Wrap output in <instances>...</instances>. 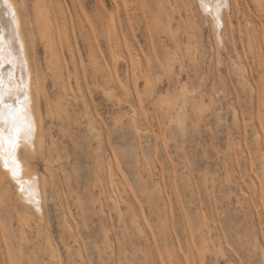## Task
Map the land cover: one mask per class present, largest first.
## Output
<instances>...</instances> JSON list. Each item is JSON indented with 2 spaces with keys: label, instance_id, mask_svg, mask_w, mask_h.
<instances>
[{
  "label": "rangeland",
  "instance_id": "rangeland-1",
  "mask_svg": "<svg viewBox=\"0 0 264 264\" xmlns=\"http://www.w3.org/2000/svg\"><path fill=\"white\" fill-rule=\"evenodd\" d=\"M14 2L44 196L0 166V264H264V0Z\"/></svg>",
  "mask_w": 264,
  "mask_h": 264
},
{
  "label": "bare ground",
  "instance_id": "bare-ground-1",
  "mask_svg": "<svg viewBox=\"0 0 264 264\" xmlns=\"http://www.w3.org/2000/svg\"><path fill=\"white\" fill-rule=\"evenodd\" d=\"M198 1L200 2V5H201V0H198ZM257 1H260V0H256V2ZM208 2L211 3L213 7H215V4L217 2H219L221 4V7H220L218 13H208V12H206V13L212 15L211 16L212 18L214 17V15H218V19H214V18L213 19L216 21V25L218 27H219L220 24L223 25L221 18H222L223 12L230 9L229 0H208ZM9 3L12 5L13 10L15 12V23L11 24V25H8L5 35L6 36L15 35L17 37L16 48H17V52H18V59H17L15 65L12 66V67H9V65L7 63H5L4 68L0 69V71H3V73H4L5 77H6V79H5V87L6 88L9 85L8 73L10 71L11 72V82H12L13 86L17 85L22 80L23 84H22L21 87L23 88V91L27 95V106H28L29 116H30V118L32 120V123H33V132H32L31 138L28 141H23L22 140L20 142L19 147L17 149L16 155H17V159H18V161H19V163L21 165V178L24 181L28 182V184H26L25 187L27 189L28 185L30 184L32 186V188L34 189V194L29 195V194H27V192L22 193L20 191L19 185L17 183H16L17 184L16 186L18 187V189L20 191L19 194H21V197L24 200V202L29 203L30 205H32V208L35 207L36 210L39 213H42L43 212L42 201H43V196H44L43 195L44 193L42 194V190H43V187H44L43 183L40 181V179H39L40 177H38L37 173H35L34 170H32L29 167V165H27L26 161L22 160V158H21V150H22V148L26 149L27 151H31L32 153L37 151V150H35V148H36L35 145L38 144V142H36V141H37V139H39L38 138V136H39L38 135V123H37V119L38 118L36 119V117H38V116L35 115V113H34V105H35L34 102H35L36 99L38 100V98H37L38 97V93H39V91H38V82H37L38 79H36L34 77L35 73H33V70H32V67H31V61H30V55H29V45H28V41H27V39H26V37H25V35L23 33V28H22V22L23 21H22L21 12L19 11V9H18L16 3L14 2V0H9ZM201 11H204V9L201 10ZM203 14L205 15V13H203ZM208 14H206V16H209ZM211 17H209V18H211ZM225 17H226V14H225ZM225 17H223V18H225ZM224 23H226V22H224ZM0 24H8V21L6 19L0 18ZM220 28H219V30H220ZM219 30H217L218 33H219ZM222 40H221V43H222ZM251 44H252V42H251ZM21 46H22V51H20ZM252 46H253V44H252ZM187 89L189 90V88H186V87L181 89V93H180V96L178 98V102L176 103V109L173 112L172 117L170 118V121L171 122H176L179 125V127L181 128V130L184 131V133H185V127H186V124H185L186 123L185 113L187 111V103H186V100H185V96L189 92ZM15 95H16V93L14 92L12 99L8 100L9 103H14ZM6 97H7V93H6ZM21 99H23V95H21ZM164 104H165V107L172 105V103L170 101H166V103H164ZM38 120L40 122V118ZM89 126H90V132L94 136H96V134H95V130L96 129L92 126V124H90ZM31 152H29V153H31ZM33 156H34V154H33ZM0 166L3 167L2 164H0ZM4 170L6 171L5 172L6 175H8L9 177L12 178L11 174L5 168H4ZM4 170H2V174H3ZM5 176H3V177H5ZM116 191H118V192L120 191L119 187H118V189H116ZM119 194H121V193H119ZM120 197H121V195H120ZM122 198L123 197H121V199ZM111 204H112V213H114L113 218H115V219L117 218L118 219V216H119L118 214H120V213L119 212L117 213V211H116V207L118 205V201H117V199H115V197H113L111 199ZM98 211H103L102 210V206L98 207ZM115 213H117V214H115ZM120 217L121 216H119V218ZM134 220L135 219L133 218V221ZM134 223H135V221H134ZM54 257H55V255H54Z\"/></svg>",
  "mask_w": 264,
  "mask_h": 264
},
{
  "label": "snow or ice",
  "instance_id": "snow-or-ice-1",
  "mask_svg": "<svg viewBox=\"0 0 264 264\" xmlns=\"http://www.w3.org/2000/svg\"><path fill=\"white\" fill-rule=\"evenodd\" d=\"M221 4L217 2L215 7L208 0H201V8L208 13H218ZM0 18L6 19L8 24H0V69H3L5 63L12 67L18 59L16 48L17 37L15 35L6 36L8 25L15 23V12L9 0H0ZM218 19V15H214ZM22 51V46L20 48ZM5 75L0 71V164L11 174L12 178L19 185L22 193L34 194V189L21 178V165L17 159V149L20 142L28 141L33 132V123L29 116L27 106V95L21 87V80L13 86L11 82V72L8 73L9 85L5 87ZM15 95L14 103H9L13 93ZM7 93V97H6ZM23 95V99H21Z\"/></svg>",
  "mask_w": 264,
  "mask_h": 264
}]
</instances>
